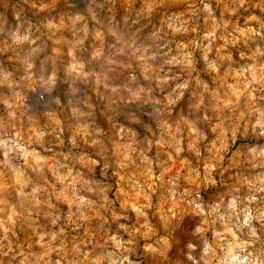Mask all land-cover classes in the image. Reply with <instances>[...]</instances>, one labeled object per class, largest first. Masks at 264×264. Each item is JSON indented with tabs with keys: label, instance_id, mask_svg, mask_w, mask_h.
I'll return each mask as SVG.
<instances>
[{
	"label": "clouds",
	"instance_id": "clouds-1",
	"mask_svg": "<svg viewBox=\"0 0 264 264\" xmlns=\"http://www.w3.org/2000/svg\"><path fill=\"white\" fill-rule=\"evenodd\" d=\"M0 264H264V0H0Z\"/></svg>",
	"mask_w": 264,
	"mask_h": 264
}]
</instances>
